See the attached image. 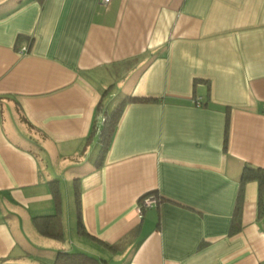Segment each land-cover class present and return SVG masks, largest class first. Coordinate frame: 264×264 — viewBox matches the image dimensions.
Listing matches in <instances>:
<instances>
[{"label":"crops","instance_id":"crops-1","mask_svg":"<svg viewBox=\"0 0 264 264\" xmlns=\"http://www.w3.org/2000/svg\"><path fill=\"white\" fill-rule=\"evenodd\" d=\"M126 94L151 99L105 137ZM244 164L264 167V0H0V264H264L257 180L232 226ZM57 210L60 239L34 223Z\"/></svg>","mask_w":264,"mask_h":264},{"label":"trees","instance_id":"trees-1","mask_svg":"<svg viewBox=\"0 0 264 264\" xmlns=\"http://www.w3.org/2000/svg\"><path fill=\"white\" fill-rule=\"evenodd\" d=\"M151 97L147 96H135V95H124L118 102V104L113 108V110L108 113L107 116H104L105 121V129L104 136L109 134L111 128L115 124L118 116L120 115L122 106L125 105L127 102L130 101H145L149 100ZM196 102L200 104V100ZM108 117V118H107ZM107 148V144L103 143L100 147V151L98 153L97 159L95 160V164L99 166L101 164L102 158L105 154ZM255 179L258 182L259 191L262 192L264 190V167L262 166H251L249 164H244L242 171L239 176V190L237 194L235 210L232 217V226L236 225L234 221L238 220L239 216V204L241 200V190L242 185L245 181ZM76 192V202L79 206V194L77 188L75 189ZM142 200L140 198L139 202ZM261 200V199H260ZM59 210L52 214L46 215H39L34 217V223L36 229L43 235L54 237V238H62V227H61V220L59 215ZM77 229L79 233H85L84 225L81 221L80 215L77 216ZM101 258L98 256L90 255L84 251H65L58 249L55 257L53 259L52 264H99Z\"/></svg>","mask_w":264,"mask_h":264},{"label":"rangeland","instance_id":"rangeland-1","mask_svg":"<svg viewBox=\"0 0 264 264\" xmlns=\"http://www.w3.org/2000/svg\"><path fill=\"white\" fill-rule=\"evenodd\" d=\"M109 92L110 93L105 96V98H106V100H105L106 106H109L111 104L112 99L114 98L115 94L118 93V91L115 88H113V90L109 91ZM74 234L71 235V236H69V235L65 236V238H64L65 242H67L68 240H71L74 243L76 242L79 245H83L84 247H86L90 251H93V252H96V253L99 252L98 248H96L94 245L90 244L89 241H87L86 237L83 238V235H81L79 233L77 235H74ZM43 238H44L43 240L47 239L46 237H43ZM79 238H80V240H79ZM76 243H75V245H77Z\"/></svg>","mask_w":264,"mask_h":264},{"label":"built area","instance_id":"built-area-1","mask_svg":"<svg viewBox=\"0 0 264 264\" xmlns=\"http://www.w3.org/2000/svg\"><path fill=\"white\" fill-rule=\"evenodd\" d=\"M103 2H106L108 0H101ZM199 99V98H198ZM197 99V101H199ZM155 202L156 201V198L153 196V197H145V198H142V200L138 203V208L141 209L142 207H147V206H150L152 202Z\"/></svg>","mask_w":264,"mask_h":264}]
</instances>
